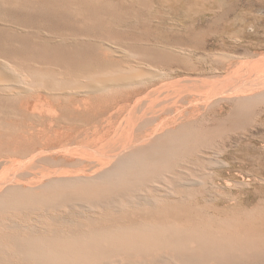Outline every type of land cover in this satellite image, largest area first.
I'll list each match as a JSON object with an SVG mask.
<instances>
[{
    "label": "bare ground",
    "instance_id": "1",
    "mask_svg": "<svg viewBox=\"0 0 264 264\" xmlns=\"http://www.w3.org/2000/svg\"><path fill=\"white\" fill-rule=\"evenodd\" d=\"M111 4V0H0V264H262L264 210L259 208L243 215L222 210L210 215L204 206L178 201L157 210L154 205L166 201L148 196L143 185L127 193L129 200L118 202L120 208H149L130 219L92 217L88 224L77 225L70 216L54 215L61 206L96 211L95 204L104 203L101 199L114 200L110 195L124 184L176 165L184 156L181 148L197 145L191 128L180 125L158 132L156 144L131 141L132 132L123 144L90 149L94 121L114 116V107L101 102L136 83L166 75L152 63L122 65L116 59H172L181 66H195L187 49H170L165 41L152 42L145 39L146 33H133L132 19L139 20V13L128 8L114 12ZM125 37L136 41L129 43ZM254 90L259 91L230 98L243 103L233 105L230 118L245 116L250 102L264 94V87ZM142 113L143 118L146 111ZM62 154L77 160L53 158ZM211 163L230 166L223 160ZM254 179L264 183V178ZM185 181L181 182L185 189L204 185L201 178ZM39 211L50 212L46 221ZM31 213L40 219L24 218Z\"/></svg>",
    "mask_w": 264,
    "mask_h": 264
},
{
    "label": "rangeland",
    "instance_id": "2",
    "mask_svg": "<svg viewBox=\"0 0 264 264\" xmlns=\"http://www.w3.org/2000/svg\"><path fill=\"white\" fill-rule=\"evenodd\" d=\"M111 1L109 8L112 7L114 12L128 8L139 13V20L132 19V22L136 23V31H132L133 33L139 32L142 35L146 33L145 39L152 40V42L162 40L168 43L174 42L184 48H192L191 52H184L186 55L189 54V57L195 58L193 60L195 66H181L179 60L172 59L163 60L164 62H147L140 58L116 59L122 65L152 63L157 66V68L152 67L153 69L162 70L161 72H166V75H161V77L156 75L154 79L145 80L140 84L136 83L137 85L122 89L123 95L120 92L114 93L115 97L112 96L110 101L101 102V105L114 107L112 111L114 116L107 114L94 121L90 144H88L90 149L96 151L98 150L97 145L100 147L103 143L106 144L105 149H108L113 143H125L126 138L128 140L129 137L131 141L142 139L147 143L151 140L150 142L156 144L154 139L158 132L179 128L180 125L191 128L190 131L193 132L197 145H192L187 149L186 147L181 148L180 151L184 153V156L179 157L181 159H178L176 165L158 170L151 176V173L143 175L140 180H136L130 186L124 184L118 192L110 195L116 197L114 200L108 196L101 199L104 202L101 204L105 207L97 203L96 207L93 205L96 211L90 209L81 211L79 207L69 210L61 206L56 212L53 211L54 215L70 216L69 218L76 221L77 225L88 224L92 217L102 221L117 215L130 219L135 215L145 213L149 208L145 206L134 208L131 205L120 208L118 202L121 199L129 200L127 193L131 194V190L143 185L147 186L148 196L160 197L166 201L162 203L159 201L155 204L153 208L157 210L165 209L171 203L184 201L189 206L206 207L210 215H215L217 210L231 215L237 213L243 215L246 210L255 208L263 211L264 183L256 181L254 177L264 178V94L258 96L256 100L253 99L252 103L250 102L245 116L230 118L228 113L235 103L243 104L236 98L233 100L230 98L242 96L243 93L244 95L253 94L259 91H252L255 87H264V14L259 12V10H264V0ZM229 1H234L232 7ZM74 8L82 7L74 5ZM227 8L232 10L229 20L210 32L206 37V42L195 46L196 40L194 41L191 35L200 32L201 28L212 21L215 14L224 13ZM238 17L240 19H237ZM107 22L113 23L114 19H109ZM180 25L184 28L182 29ZM229 26L233 27L236 34L230 33ZM123 39L129 40V43L135 40L132 37ZM167 46L174 49L171 45L167 44ZM186 61H188L187 57ZM222 85L228 86L222 87ZM245 89L251 91L248 92ZM145 111L153 116L144 113ZM141 112L145 114L143 118ZM134 126L136 128H133ZM129 128L131 133L128 132ZM76 142V145H81L79 140ZM53 158L76 159L64 157L63 154ZM214 160L226 161L230 166L214 165L211 163ZM91 162L87 164L93 165ZM85 166L87 167L86 163ZM159 176H163L164 179L160 180ZM189 177L201 178L204 185L183 188L182 183L184 182L182 181L184 179L188 181ZM237 183H248L249 185L242 187ZM168 191H175V193L167 195ZM65 210L68 211L67 214ZM38 214L44 217L42 221H46L45 216H48L50 212L39 211ZM39 215L31 213L25 215L24 218L33 216L35 219H40ZM19 220L21 221L22 218ZM35 223L43 224L37 221ZM251 258L244 257L243 259L252 260ZM245 264H256V262L249 261Z\"/></svg>",
    "mask_w": 264,
    "mask_h": 264
},
{
    "label": "crops",
    "instance_id": "3",
    "mask_svg": "<svg viewBox=\"0 0 264 264\" xmlns=\"http://www.w3.org/2000/svg\"><path fill=\"white\" fill-rule=\"evenodd\" d=\"M232 2H234V1H232ZM232 2L229 1V3H230L229 5L231 7H232V4H233ZM140 3H141V1H140ZM254 8H255V5H254ZM252 11H255V10H252ZM231 12H232V10L231 9L228 10V8H227V9L224 10V13L215 14L213 19H212V21L209 24L207 23L203 28H201L200 32H198V33L196 32L194 35H191L194 38V41L196 40L194 42L195 46L196 45L199 46L201 44V42H206V37L208 36V34L210 32H212L213 30H215L216 28L220 27L223 22L226 23V20H229V18H230ZM259 12L264 14V10H259ZM258 15H261V14H258ZM237 19H240V17H238ZM180 26H182V29L184 28L183 25H180ZM251 28H253V26ZM229 30H230L231 34H233V35L236 34L234 32V29H233L232 26L231 27L229 26ZM200 38H203V39L199 40ZM180 41L183 42L182 40H180ZM191 42H193V41H191ZM168 45H171L174 49L184 48L183 46L176 45L174 42L173 43H168ZM184 49H187V51H190V52L192 51V48H184Z\"/></svg>",
    "mask_w": 264,
    "mask_h": 264
}]
</instances>
